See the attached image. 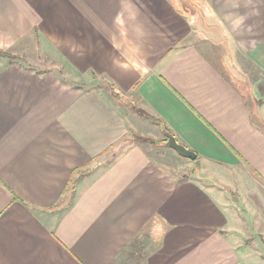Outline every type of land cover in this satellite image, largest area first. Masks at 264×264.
<instances>
[{
    "label": "crops",
    "instance_id": "crops-1",
    "mask_svg": "<svg viewBox=\"0 0 264 264\" xmlns=\"http://www.w3.org/2000/svg\"><path fill=\"white\" fill-rule=\"evenodd\" d=\"M29 48L138 108L0 62V264H264V106L234 79L264 74V0H0V50ZM152 119L213 179L169 173Z\"/></svg>",
    "mask_w": 264,
    "mask_h": 264
},
{
    "label": "rangeland",
    "instance_id": "rangeland-1",
    "mask_svg": "<svg viewBox=\"0 0 264 264\" xmlns=\"http://www.w3.org/2000/svg\"><path fill=\"white\" fill-rule=\"evenodd\" d=\"M188 2L190 3V0H188ZM184 5L188 7V4H184ZM44 52L46 54L49 53L48 51H44ZM44 52L42 51V49H41V52H39V51H36L35 49L30 50V48H29V50H24L23 52L19 51V52H15V53L22 59L26 58V61L25 62L23 61V63H22L24 67L29 68V66H34V67H37L38 69L55 68V70L58 71L62 76H65V80L67 83L68 82H71L72 84L77 83V85H78L81 82L82 84H85L86 87L91 86V84L95 85L96 82L98 84L102 83L103 85H101V86L106 88L107 91L110 93V95L114 99H116L117 101H119L121 103H126L128 106L131 105V107H133L134 109L138 108V105L134 102V98H135L134 95L128 96L126 94L121 93L119 90L116 89L114 84L110 83V81L105 80V79H102V81H101L100 79L95 78L93 83L91 82L89 84V82L87 81V78H85V77L82 78L80 73L77 70H75L74 68H71V66H70L71 64L69 65L67 63H64L63 57L59 55L61 53L58 50L56 52L58 56L55 57L56 61L54 58H53L54 61H52V59H49L48 55L47 56L44 55L45 54ZM242 68L244 70L246 69L247 79L241 78L239 76L240 75L239 73L236 74L238 76H237V78H234V79L239 81V82L240 81L244 82V83L246 82L248 93H252V92L258 93V95H257L258 99H255L254 95H251L255 99L256 105L259 104L261 106H264V74H263V72H261L260 69H258L256 66H254L253 64H251L249 62L246 65H244ZM233 70H235V68H233ZM233 70L229 72V75L231 77L234 76ZM244 87L245 86L243 85L242 90H244ZM136 110L140 111L143 115L145 113V115L147 116V113L144 112L143 110H141V109H136ZM261 115L263 116V124H264V109H263V113H261ZM258 116H259V114H258ZM150 118L151 117H149V119ZM152 121L157 122V125L160 127V129L164 135V131L162 130L161 125H163V126H165V125L161 122H158L157 120H154V119H152ZM263 130H264V127H263ZM134 140H135L134 142L140 143V144L142 142L153 143V141H152L153 139L147 140L146 138L141 137L140 135L134 136ZM161 142L164 146V142H166L165 135H164V138L161 141H159L158 143L160 144ZM167 153H168L167 154V160H165L164 162H166V165L169 168L168 172L171 173L172 175L179 177V179L188 180L189 178L196 176V177H201L202 178L201 181L204 180L206 182V179H207V183H208L209 179H213L209 176H208L209 178H207L206 175H203L201 173V171H202L201 161L181 158L177 155L176 152H174V151L170 152L169 149H167ZM212 183L220 186V184L216 183L215 181H212ZM227 196H229V198H232L236 202L235 195L230 194L229 191L227 192ZM250 226H251V224H250ZM252 226H253V224H252ZM256 226H257V224H256ZM259 232L261 233V232H263V230L260 229ZM247 236H248L247 239H249L247 243H249V246L251 247L252 244H251L249 235H247ZM251 236H252V233H251ZM252 237L256 240H259V241L257 242L258 245L253 247V249L251 248V250L254 251V249H256V248L259 249V253L262 252L263 257H264V244L260 243L261 241L264 242L263 237L260 235H258V237H255L254 233H253Z\"/></svg>",
    "mask_w": 264,
    "mask_h": 264
},
{
    "label": "water",
    "instance_id": "water-1",
    "mask_svg": "<svg viewBox=\"0 0 264 264\" xmlns=\"http://www.w3.org/2000/svg\"><path fill=\"white\" fill-rule=\"evenodd\" d=\"M162 130L164 131V135L166 137V142H164V146L174 150L177 152V154L185 159H189V160H196L197 155L189 150L187 147H185L184 145L180 144L175 136L169 132L165 126L161 125Z\"/></svg>",
    "mask_w": 264,
    "mask_h": 264
},
{
    "label": "trees",
    "instance_id": "trees-1",
    "mask_svg": "<svg viewBox=\"0 0 264 264\" xmlns=\"http://www.w3.org/2000/svg\"><path fill=\"white\" fill-rule=\"evenodd\" d=\"M1 61H5L8 64H20L23 66V59L13 51L0 50V62Z\"/></svg>",
    "mask_w": 264,
    "mask_h": 264
},
{
    "label": "clouds",
    "instance_id": "clouds-1",
    "mask_svg": "<svg viewBox=\"0 0 264 264\" xmlns=\"http://www.w3.org/2000/svg\"><path fill=\"white\" fill-rule=\"evenodd\" d=\"M234 23L235 26L239 28L243 24V18L236 20Z\"/></svg>",
    "mask_w": 264,
    "mask_h": 264
}]
</instances>
